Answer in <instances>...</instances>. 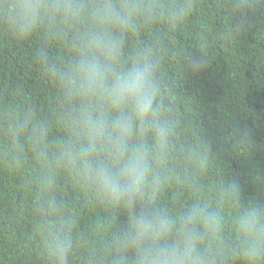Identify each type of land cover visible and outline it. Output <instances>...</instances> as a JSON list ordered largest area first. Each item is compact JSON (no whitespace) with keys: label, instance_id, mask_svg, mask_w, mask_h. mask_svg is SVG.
<instances>
[{"label":"clouds","instance_id":"obj_1","mask_svg":"<svg viewBox=\"0 0 264 264\" xmlns=\"http://www.w3.org/2000/svg\"><path fill=\"white\" fill-rule=\"evenodd\" d=\"M199 7L0 0V44L31 46L47 86L43 102L0 91V172L24 194L38 264H264V200L245 201L239 180L221 175L202 130L193 137L178 115L165 73L166 37ZM222 8L240 37L264 17V0ZM177 55L183 77L212 63L199 47ZM232 148L250 162L251 129H237ZM84 200L100 217L87 225L76 208Z\"/></svg>","mask_w":264,"mask_h":264},{"label":"trees","instance_id":"obj_2","mask_svg":"<svg viewBox=\"0 0 264 264\" xmlns=\"http://www.w3.org/2000/svg\"><path fill=\"white\" fill-rule=\"evenodd\" d=\"M224 0H199L200 7L178 30L166 37L165 73L176 89L178 115L197 125L220 161V173L236 178L245 201L264 200L254 169L264 178V38H257L264 17H254L241 37L233 34L225 15ZM199 47L212 63L199 74L183 77L178 50ZM23 88L40 102L47 86L40 82L32 62L31 46L0 44V91ZM252 132L253 159L245 161L232 148L237 129ZM227 138V142H225ZM67 198L74 201L71 189ZM85 225L99 220L98 210L84 200L77 202ZM31 220L24 194L16 180L0 172V264H38L32 246Z\"/></svg>","mask_w":264,"mask_h":264}]
</instances>
